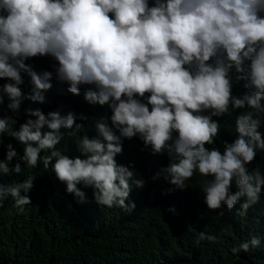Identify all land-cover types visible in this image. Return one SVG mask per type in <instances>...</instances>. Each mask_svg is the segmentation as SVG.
<instances>
[{
  "label": "clouds",
  "instance_id": "obj_1",
  "mask_svg": "<svg viewBox=\"0 0 264 264\" xmlns=\"http://www.w3.org/2000/svg\"><path fill=\"white\" fill-rule=\"evenodd\" d=\"M41 57L57 62L52 71L38 67ZM23 74L33 86L28 95ZM53 76L68 93L85 87V101L107 105L111 115L95 120L96 136L77 140L75 157L57 146L65 134L83 131L77 120L86 121L84 113H65L63 105L47 114L28 108L18 129L17 120L0 118V144L7 133L23 147L21 155L6 145L0 175L21 174V162L42 164L77 203L87 202L82 185L93 189L97 205L130 214L131 193L146 181L134 163L116 157L125 139L138 138L152 155L168 157L152 177L174 186L165 194L186 189L198 172L203 202L220 216L239 204L237 214L245 217L260 201L264 174L249 165L264 152V0H0V104L7 99L17 115L25 99L43 104ZM241 80L249 91L237 97L232 88ZM237 109L243 111L235 117L236 137L221 150L214 118ZM33 186L31 177L0 184V201L12 197L23 213ZM168 211L175 214V206ZM203 240L221 242L201 232ZM261 243L252 235L230 251L239 258Z\"/></svg>",
  "mask_w": 264,
  "mask_h": 264
},
{
  "label": "trees",
  "instance_id": "obj_2",
  "mask_svg": "<svg viewBox=\"0 0 264 264\" xmlns=\"http://www.w3.org/2000/svg\"><path fill=\"white\" fill-rule=\"evenodd\" d=\"M38 61L43 71H52V65L57 63L51 57H41ZM23 75L22 87L28 95L33 86L30 77ZM4 82L0 80V84ZM52 83L43 104L25 99L19 115L6 107L8 101L5 99L4 104H0V118L8 116L17 120L14 127L18 129L28 118L25 114L28 108H40L47 114L63 105L65 113L68 110L84 113L88 119L77 120V123H84L83 131L75 137L65 134L57 146L64 154L75 157L80 155L77 140L84 135L96 136L95 120L110 116L111 111L107 105L87 103L85 87L79 95H74L68 93L67 85L56 81L55 76ZM244 83L243 80L234 83L232 93L237 97L249 91ZM242 111L237 109L231 116L214 118L221 122L216 140L221 150L223 141L231 143L235 139V117ZM259 131L264 133V127ZM9 143L22 155L23 147L6 133L0 144V160L5 159ZM142 143L138 138L125 139L122 154L116 157L119 164L134 163L137 176L140 174L146 181L143 189L131 193L130 199L136 207L130 214L120 207L97 205L93 189L82 185L78 187L86 192L87 202L77 203L51 168L45 170L42 164L31 168L21 162V174L0 175L3 185L22 182L29 177L34 183L28 193L31 204L25 206L23 213L15 207L12 197L0 201V264H264V192L245 217L237 214L239 204L230 211L225 208L223 216L218 214L220 210L208 209L203 202L199 184L202 177L198 172L186 181V189L165 194L174 186L163 177L156 181L152 177L167 166L168 157L166 154L152 155ZM73 148L75 152L70 153ZM16 162V159L10 162V168ZM249 168L259 169L264 174V152L257 154ZM172 206H175V214L168 211ZM201 232L218 235L221 242L198 241ZM252 235L261 237V246L241 252L239 258L234 257L230 248Z\"/></svg>",
  "mask_w": 264,
  "mask_h": 264
}]
</instances>
